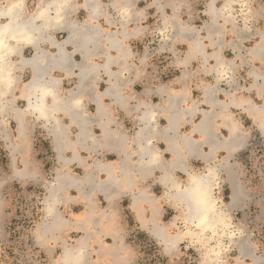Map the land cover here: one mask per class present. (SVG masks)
<instances>
[{
    "label": "crops",
    "instance_id": "1",
    "mask_svg": "<svg viewBox=\"0 0 264 264\" xmlns=\"http://www.w3.org/2000/svg\"><path fill=\"white\" fill-rule=\"evenodd\" d=\"M230 1L225 7L230 6ZM30 2L35 9H29ZM13 3L25 7V11L15 9L23 14L21 18H34L37 27L43 25L39 27L40 33H34L36 44L18 41L15 53L10 55L16 63V83L12 88L3 85L0 103L18 91L15 99L26 105L12 113L0 107V115H13L20 142L13 143L6 136L5 149L10 155L13 177L26 181L36 177L29 158L34 129L27 128V120L39 124L50 138L60 170L55 181L46 186L42 212L47 220L39 244L44 245L49 238L54 246L63 244L58 264L133 263L137 256L127 242L124 218L129 213L134 214L141 229L147 230L170 253L181 235H171V226L159 224L165 214L159 201L160 197L173 199L184 210L186 222L195 227L180 195L189 174L210 171L216 183L218 172H225L231 187L230 207L240 205L242 194L229 159L245 147L246 119L264 133V102L255 106V97H260L264 85L258 87L254 79L246 88L249 94L238 96L231 91L235 85L231 80L225 84L228 89L218 87L217 83H202L200 97L194 98L187 69L174 81L179 85L174 89L151 84L145 75L149 62V47L145 44L151 37L148 24L152 17L146 0H5L0 11H6ZM62 3L66 6L59 10L60 17L56 15L57 6ZM47 6L48 17L40 21L37 17ZM209 12L216 17L212 2ZM62 20L68 26H63ZM6 21L0 18L1 24ZM155 37L160 46L163 40L159 32ZM42 50L46 56H52V61L62 50L59 57L63 58L65 53L66 57L61 65L49 62L50 56L45 61L48 73L44 78L52 87L47 93L61 99L62 107L50 106L51 96L46 93L49 110L39 112V93L34 96L22 90L26 83L22 80L24 75L33 80L39 74L32 70L33 63L22 60L30 61ZM259 54L261 51L255 52V56ZM198 55L203 62L209 57L195 40L181 67L191 66ZM214 57L217 63L210 70L219 73L223 63L216 53ZM66 62L71 67H62ZM55 79L60 83L55 85ZM28 100L35 108H28ZM220 153L225 154L222 163L216 162ZM16 154L21 158V170L16 165ZM197 164L204 166L202 172H195ZM4 182L0 179V188ZM3 210L0 197V222ZM67 213L68 219L63 216ZM66 232L77 235L74 243L65 241ZM91 247L95 262L88 259ZM260 263L264 264V260L253 259L252 264Z\"/></svg>",
    "mask_w": 264,
    "mask_h": 264
},
{
    "label": "rangeland",
    "instance_id": "2",
    "mask_svg": "<svg viewBox=\"0 0 264 264\" xmlns=\"http://www.w3.org/2000/svg\"><path fill=\"white\" fill-rule=\"evenodd\" d=\"M146 1L152 17L148 24L151 37L145 44L149 47L145 75L151 84L174 89L179 86L174 81L187 69L186 74L193 83L194 98L200 97L202 83H217L218 87L228 89L225 84L231 80L235 84L231 91L238 96L249 94L246 88L253 84L254 79L258 81V87L264 85L261 79L264 76V0H231L230 6L226 7L229 0H198L195 5L189 0ZM4 2L0 0V8ZM211 2L216 14L214 18L209 12ZM31 4H28L29 9H35ZM22 9L25 11V7ZM158 32L163 40L160 46L155 37ZM180 35L181 39L178 38ZM195 40L200 42L205 52L207 50V61L203 62L202 56L198 55L191 66L181 67ZM256 51H261V55L255 56ZM215 53L223 63L219 66V73L210 70L217 63ZM28 79L27 74L22 78L24 83ZM141 89L137 88L138 91ZM16 92L8 97V101L0 103L4 111L12 113L13 109L25 108V102L15 99L19 94ZM220 97L223 98L222 95ZM263 102L261 96L255 97L256 107ZM11 113L0 115V179L5 181L0 188L4 204L0 222V264H23L25 260L31 264H58L63 244L54 246L51 238L44 245L39 244L44 221L47 220L42 212L46 186L60 170L57 155L39 124L28 119L27 128L34 129L29 158L36 177L26 181L14 178L4 139L8 136L13 143L20 144L17 123ZM244 126L247 136L245 147L229 159L242 194L240 205L230 207L231 187L226 173L221 170L212 194L215 208L222 212L224 220L218 222L213 230H196L186 222L181 206L170 197H160L165 214L159 224L171 226V235H181L177 247L170 253L164 251V247L147 230L141 229L134 214L124 215L128 226L126 239L137 256L131 264H252L255 258L264 260V133L251 125L249 119L245 120ZM15 156L17 168L23 169L20 155ZM224 157L225 154L220 153L216 162L222 163ZM203 170L204 166L197 164L195 172ZM75 173L79 172L75 170ZM156 195L161 194L156 192ZM63 216L68 219L70 214ZM64 237L68 243L77 239L76 234L69 232ZM93 250L91 247L88 257L91 262L96 260Z\"/></svg>",
    "mask_w": 264,
    "mask_h": 264
},
{
    "label": "bare ground",
    "instance_id": "3",
    "mask_svg": "<svg viewBox=\"0 0 264 264\" xmlns=\"http://www.w3.org/2000/svg\"><path fill=\"white\" fill-rule=\"evenodd\" d=\"M6 11H7V9H6ZM6 11L4 10V11H0V12H6ZM47 11H48V6H47V8L44 9V11H43L44 12V15L43 16L38 15V17H40L39 18L40 21H41V19H43V21H44L48 17V16H46V12ZM56 15H59L60 16V14H56ZM22 16H23V14H21L20 12H18L15 9H13L12 13H10V14L0 15V18L1 17H4L7 20L3 24L0 23V33H4L5 32V29H7V34H8L9 37H11V35H13L14 33H23L25 36L29 37L30 39H28V40L20 39L19 41H21V42H27V43L30 44V41H33L34 40V37H33L34 36V33L35 32L40 33L39 27L41 25H43V24H41L40 26L37 27L35 25V23H34L35 22L34 21V18H27L25 20V19L21 18ZM60 22H61V20H60ZM65 23L66 22H63V20H62L63 26L64 25L65 26L66 25L68 26V23H66V24ZM62 24H61V26H62ZM85 32L87 33L88 31L86 30ZM87 36L88 35L86 34V36H85L86 39H88ZM8 42H9V46L13 48L12 54H14L15 53L14 52V47L16 46V44H17L18 41L9 39ZM34 43L35 42L33 41L32 44H34ZM61 49H63V48H61ZM62 51L64 52V50H62ZM63 52H60L59 53L60 54L59 55L60 57H61V53L63 54ZM65 54L63 55V58H60L57 55L58 56L57 59H60L61 62H60V60H57V59L52 61V59H53V58H51L52 56L50 54H48V56H46L47 53L44 52L43 50L40 53L37 52L36 55L34 54L35 55V56L33 55L34 58L32 57L33 59H30V61H25L24 59L22 60L23 63H28V64H29V62L33 63V65H32L33 69L32 70L36 71L37 74H39V75L36 76V78L38 77L37 79L36 78L35 79L32 78L33 80H28L24 84V86L22 88L23 91H25L26 93H31L34 96H36L37 93H39V97H38V95L36 97L37 98L36 109L39 112L40 111H45V110L48 111L49 110V106L46 105L45 98H46V96L48 94L47 92H50L48 90H49V87L51 85L48 86L46 84L47 81H45L47 78L46 79L44 78L45 77V74L48 73V72H46L45 61H46L47 57H48V60H49V56H50L51 60L49 62H53L54 63L55 61H57V63L61 65V63L63 64V62H65L63 60L66 57ZM17 62H19V61H17ZM14 63L15 62L9 56L7 58V63L4 65L5 67L10 68V70L12 72V79L13 80L15 79V71H16V67H15V64L16 63L15 64ZM40 63H42V64H40ZM49 64H50V66L52 65V63H49ZM66 65H68L67 62H66L65 65H62V67L65 66L66 69L69 68V67H71V66H69L70 64L68 65L69 67H67ZM35 66H37V67H35ZM52 66H51V68H52ZM20 68H22V67L20 66ZM58 68L61 70V68H60L59 65H58ZM51 70L52 69H49V72ZM86 75H89V74H86ZM49 76H50V73H49L48 77ZM49 79H51V78H49ZM15 81H16V79H15ZM52 81H54V80H52ZM55 81L57 82V83L55 82L56 83L55 85H57L58 83H60V81H58L57 79H55ZM50 82H51V80H50ZM14 83H16V82H14ZM50 88H52V87H50ZM2 89H3V84H0V95H3V90ZM48 95L51 96V100H52L50 106L55 107L57 109H61L62 104H63L62 101H61V99L59 100L53 93H50ZM25 98H27V97L25 96ZM27 105H28V108L30 106H32L33 108H35V104L32 105L29 100H28V104ZM40 114L43 115V113H40ZM53 181H55V179ZM53 181H52V183H53ZM213 182H214V177L212 176V174H211L210 171L208 173L206 172V173H203V174H197V173L196 174H189L188 175L187 184L184 187V189L181 191V194H180L181 195V201L184 202V204L186 205V208L188 209V211L190 213L189 214V221H191L192 223L195 222L196 230L198 229L199 231H206L207 229H212L213 230V228L218 225L217 224L218 222L224 220L223 215H222V212H218V210L215 208V198L213 197V194H212ZM60 183H61V180H60ZM88 217H89V215H88ZM223 228H224V226H223ZM223 232H224V230H223ZM230 238H231V236H230ZM71 251H72V249H70V252ZM66 252H67V254H69V251L68 250Z\"/></svg>",
    "mask_w": 264,
    "mask_h": 264
},
{
    "label": "clouds",
    "instance_id": "4",
    "mask_svg": "<svg viewBox=\"0 0 264 264\" xmlns=\"http://www.w3.org/2000/svg\"><path fill=\"white\" fill-rule=\"evenodd\" d=\"M66 6V3L59 4L57 6V14L59 10ZM22 3H13L7 7L6 12H0V15H7L12 13L13 9L22 8ZM44 12L40 13L43 16ZM40 18V17H37ZM9 39L19 41L20 39L28 40L29 37L25 36L23 33H14L11 37L7 34V29L4 33H0V84H3L6 88H11L13 86L12 72L10 68L5 67L7 63V58L12 54L13 48L9 46Z\"/></svg>",
    "mask_w": 264,
    "mask_h": 264
},
{
    "label": "snow or ice",
    "instance_id": "5",
    "mask_svg": "<svg viewBox=\"0 0 264 264\" xmlns=\"http://www.w3.org/2000/svg\"><path fill=\"white\" fill-rule=\"evenodd\" d=\"M189 2L192 3L193 5H195V3L198 2V0H189ZM262 59H264V57H262ZM260 96H261L262 99H264V91L260 92ZM262 107H264V105H262ZM23 264H31V262L28 261V260H25L23 262Z\"/></svg>",
    "mask_w": 264,
    "mask_h": 264
}]
</instances>
